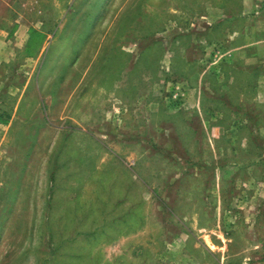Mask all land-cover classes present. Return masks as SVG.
Returning a JSON list of instances; mask_svg holds the SVG:
<instances>
[{
  "label": "rangeland",
  "instance_id": "1",
  "mask_svg": "<svg viewBox=\"0 0 264 264\" xmlns=\"http://www.w3.org/2000/svg\"><path fill=\"white\" fill-rule=\"evenodd\" d=\"M0 30V264H264V0H15Z\"/></svg>",
  "mask_w": 264,
  "mask_h": 264
},
{
  "label": "crops",
  "instance_id": "2",
  "mask_svg": "<svg viewBox=\"0 0 264 264\" xmlns=\"http://www.w3.org/2000/svg\"><path fill=\"white\" fill-rule=\"evenodd\" d=\"M15 2V0H0V3H1V5H3V6H9L10 7V4H12V3H14ZM20 29H22V27L20 28ZM35 29V28H34ZM1 33H3L1 30H0V34ZM3 47L2 46H0V50L2 49Z\"/></svg>",
  "mask_w": 264,
  "mask_h": 264
},
{
  "label": "trees",
  "instance_id": "3",
  "mask_svg": "<svg viewBox=\"0 0 264 264\" xmlns=\"http://www.w3.org/2000/svg\"><path fill=\"white\" fill-rule=\"evenodd\" d=\"M7 122H8V119L4 120V119H2V118L0 117V123H2V124H7Z\"/></svg>",
  "mask_w": 264,
  "mask_h": 264
}]
</instances>
